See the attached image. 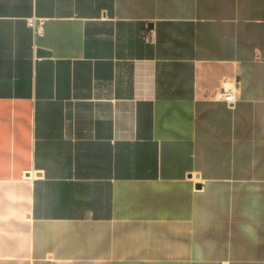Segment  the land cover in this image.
Segmentation results:
<instances>
[{"label": "crops", "instance_id": "1", "mask_svg": "<svg viewBox=\"0 0 264 264\" xmlns=\"http://www.w3.org/2000/svg\"><path fill=\"white\" fill-rule=\"evenodd\" d=\"M0 264H264V0H0Z\"/></svg>", "mask_w": 264, "mask_h": 264}, {"label": "built area", "instance_id": "2", "mask_svg": "<svg viewBox=\"0 0 264 264\" xmlns=\"http://www.w3.org/2000/svg\"><path fill=\"white\" fill-rule=\"evenodd\" d=\"M26 22H27L28 28H30L34 34H37L38 29L42 25V21H39L37 19L32 18V19H28ZM142 35H143L146 43H152L154 41V35H153L152 31L144 32ZM217 100L226 103L228 105V107H230V108H233V106L237 102L234 94L232 92H228L225 90L220 92L217 95Z\"/></svg>", "mask_w": 264, "mask_h": 264}, {"label": "water", "instance_id": "3", "mask_svg": "<svg viewBox=\"0 0 264 264\" xmlns=\"http://www.w3.org/2000/svg\"><path fill=\"white\" fill-rule=\"evenodd\" d=\"M38 54L44 56V55H48V53L46 51H43V50H39L38 51Z\"/></svg>", "mask_w": 264, "mask_h": 264}]
</instances>
